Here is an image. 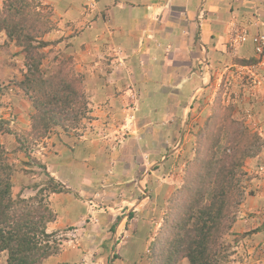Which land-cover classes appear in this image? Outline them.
Here are the masks:
<instances>
[{
	"label": "crops",
	"instance_id": "crops-1",
	"mask_svg": "<svg viewBox=\"0 0 264 264\" xmlns=\"http://www.w3.org/2000/svg\"><path fill=\"white\" fill-rule=\"evenodd\" d=\"M40 1L50 6L57 25L45 39L64 41V49L76 60V68L81 65L94 117L92 124L96 129L101 127L103 135L89 140L84 135L72 137L55 133L45 138L44 146L36 152L47 172L70 190V193L50 194L48 198L56 218L46 229L49 233L64 232L69 242L67 247L62 243L59 253L49 257L45 264H75V251L69 249V244L74 246L75 240L68 239L69 233H77L75 236L91 233L94 227H99L98 223L92 224L93 216L95 220L100 216L98 221L106 216L94 208L98 202L95 198L85 197L86 191H98L101 185L107 190L106 203L113 205L115 190L123 194V190L132 187L130 178L111 179L118 175L115 159H128L135 152L139 161H135L138 164L135 172L140 167V172L147 173L146 166L153 164V158H164L169 142L179 141V132L180 140L184 141L185 127L199 122L196 106L207 91L210 70L219 55L247 62L256 57L252 38L256 34L264 36V0ZM245 31L249 33L246 43L231 45V41ZM0 36L5 38L1 32ZM5 52L0 48V59ZM2 64V78L9 80L12 71ZM256 74L260 77L257 91L244 97L242 88L239 94L242 104L246 101L247 106L257 109V121L248 127L254 126V132L264 140V60L258 62ZM18 97L15 94L0 96V116L15 128L24 125L23 130H28L31 108L23 107ZM7 98H15V101L6 104ZM12 114L16 116L13 121L10 120ZM7 136L0 137L7 139ZM16 156L23 160L24 154L18 152ZM168 163H158L160 170ZM103 164L110 178L107 184L99 180ZM248 166L245 170L252 178L243 197L240 216L231 231L236 235L252 231L245 238L247 247L251 245L264 254V148ZM18 174L25 175L14 173L12 190L23 197L32 191L23 187L29 185L32 178L24 176L21 182ZM122 202L129 204L131 200L124 198ZM109 242L98 248V253L104 249L105 260L111 248ZM260 262L264 264V259L260 258L256 264ZM4 263L2 253L0 264Z\"/></svg>",
	"mask_w": 264,
	"mask_h": 264
},
{
	"label": "trees",
	"instance_id": "trees-1",
	"mask_svg": "<svg viewBox=\"0 0 264 264\" xmlns=\"http://www.w3.org/2000/svg\"><path fill=\"white\" fill-rule=\"evenodd\" d=\"M42 5L34 0H2L0 6V32L24 53L25 70L19 69L22 78L15 84L28 96L33 112L28 115V130L16 136L15 150L27 158L33 139L47 138L53 128L69 133L89 113L84 77L73 72L71 57L48 74L41 70L45 57L41 50L49 45L43 37L50 31ZM9 66L14 68L13 64ZM231 113V107H223L218 101L212 103L195 139L196 153L192 161L185 163L181 185L167 203L156 233L159 241L150 245L149 264H177L184 258L188 264L227 263L229 244L223 242V237L236 222L244 195L240 187L243 166L264 147L262 137L232 121ZM0 132L11 134L1 127ZM222 138L227 147L221 146ZM6 151L0 146V256L4 254V264H45L59 253L62 241L59 232L49 233L46 229L56 218L48 198L70 190L39 163L46 182L29 187L34 194L28 198L14 196V168Z\"/></svg>",
	"mask_w": 264,
	"mask_h": 264
},
{
	"label": "rangeland",
	"instance_id": "rangeland-1",
	"mask_svg": "<svg viewBox=\"0 0 264 264\" xmlns=\"http://www.w3.org/2000/svg\"><path fill=\"white\" fill-rule=\"evenodd\" d=\"M34 1H40V0H34ZM1 5H2V0L0 6ZM42 8L43 10L45 9L42 13L46 15V20L49 22V26H50V31L45 33L43 37V40L48 42L49 45L41 50L42 53H44L45 55V57L41 61V70L44 74H48L51 71V68L55 67L56 65H58V63H61L66 58L69 57L72 58V56L67 55L68 52H66V50L64 49V41L62 42L61 39L56 38V40L53 41L49 40V38L45 39V37L49 33H52V31L56 29L57 25L53 21L52 10L48 11V8H50V6L48 4H43ZM52 38L55 39V35ZM61 38H63V36H61ZM0 43H2L0 48L5 49L6 51L4 56H1L0 66L2 64L1 60H3L2 66L5 67L6 70L12 71L11 74L12 78L11 76H9V80H7L4 77L2 78V76H4L3 75L4 73L3 70L1 69V72L3 74L0 72V96H7L10 94H15L19 96L18 99L21 101V105H23V107L24 105L27 106L29 105V109L31 108L30 113H32L33 108L31 107L28 96H26L25 93L22 90H20L15 84V81H18L22 78L19 69H21L22 71V69L24 68V53L20 47L14 44V41L9 40L8 38L1 39ZM58 43H60V45H58ZM94 56H95V60L98 59L95 53ZM54 58H56L57 60L54 61L53 60ZM234 59L235 58H233V56L228 57L227 55L226 57L225 54H222L219 55L218 60L214 62V65L212 66L213 68L210 70L211 76L209 83L205 88L207 91L205 92V94H202L203 99L201 103H199L196 106L197 112L199 114L197 116V120L199 119V122L194 121L191 124V126L185 127L184 141H181L182 140L181 134L179 132L180 135L179 141L169 142V147L167 149L168 151L166 150L165 154L163 153L165 158H160V159L153 158L152 160L153 164L151 166L150 164L146 166L147 173L140 172L142 169L140 167L137 170V172H135V170L138 168L137 163H139L135 152H133L132 153L133 155H130V158L128 159L127 158L115 159L117 165L114 167L115 170L118 171V175L113 176L111 179L114 181H119L122 178H130L132 187L129 190H123L124 191L123 194H121L120 190H115L113 192L114 193L113 197H115L113 201L114 202L113 205L110 206L108 203H106L108 201V196H106L107 190L103 189L101 185L98 186L97 188L98 191L95 190L86 191L87 195L85 197L95 198L98 202L95 203L94 208L100 210L101 212L99 213L101 215L104 216L106 215V216L104 217V219H101L100 221H98L100 219V216H96V220L93 216L92 224L98 223L99 227L93 226L94 230H92L91 233L88 232L86 235H82V236H75L77 235V233H69L68 239H71L73 241L75 240L74 246L72 243L69 244L70 245L69 249L75 251V255H74L75 264L104 263V249H101L100 253H98L99 252L98 248L101 245H103V242H105L104 240L107 239L108 240L112 239L111 240L112 243H115V238H114L115 234L116 237H118L119 241L125 240L124 242H122V244L116 246L115 251L120 256V260H117L116 264H148V256L150 257L152 253V249H150V245L151 243L153 244L155 241L158 240L156 237V233L158 228L162 224L163 215L167 211L166 201L169 202L170 197L174 196L175 192L179 189V186L181 185V175L183 173V172L181 173V170L183 169L182 167L186 162L192 161L196 153L197 146L195 139L197 133L204 126L203 120L207 113L209 115L210 107L212 103L218 101L219 104H221V106L223 107H231L232 108V113L230 116L231 120L236 121V123L238 124L241 123L250 133H256L254 132L255 127L252 126V128H249L248 125H252L253 123H256L257 109L251 106H247L245 103L246 101L242 104L239 91L242 90V88L245 89L244 97H247L249 95V92L252 93L253 91H257V88L254 87V85L253 87L251 86L252 84L250 82V78L246 76L247 74L244 73V70H242L241 68L242 65L243 66L245 65L242 63L247 61H240ZM97 61L98 60H96V62ZM252 62H256V61L252 60ZM12 64L14 65L13 68L14 71L12 70V66H9ZM70 65H72L74 73L83 76L81 65H79L76 68L77 64L75 59L70 62ZM84 82L85 80H83V84ZM84 88H85V84H84ZM5 92H7L6 95ZM9 99L7 98L4 100L6 104L15 101V98H13L12 100ZM250 108L252 109L251 111ZM91 112L92 111L89 107V113L86 114L85 118L81 117L76 128L74 130H71L69 133H64L60 128H53V130L51 131L48 137H50L52 134L61 132L66 136H68L69 134L72 137H78L80 135H84L89 140H97V137L102 135V131H101V127L96 129L97 126L92 124L94 117H92ZM14 117L16 116L12 114V118H10V120L12 121L15 120ZM249 119L250 121L248 122ZM0 127L2 129L3 128L9 129V131H11V134L6 132L0 133V136L3 134L8 135L7 139L0 137V146H4L6 148L8 158L11 161L12 166L14 168V173L17 171L22 172L25 174L24 176H28L32 178V180L29 181L30 184L23 187L24 188L27 187L28 190H32L29 187H32L34 184L45 183L46 177L43 175V171L39 165V163L41 162L38 160V156L36 153L37 150H39L40 148H42V146H44L45 138L39 139L37 141L33 139V141L31 142L28 148L30 157L27 158L24 155L23 160H20L16 156L18 152H16L15 149L16 147H18V144L15 141V139L16 136H21L24 132L27 131V130H23L25 129L23 128L24 125H20L15 128L14 125H11L9 121H7L6 119L2 118V116H0ZM221 146L227 147L225 138L221 139ZM256 157H253V159H255ZM250 160L252 159H248L244 163L243 166L244 174L240 178L241 179L240 187L243 189L244 194L245 191L248 189L250 179L252 178V175L248 174L245 170ZM163 161L165 162L168 161L169 163L167 167H163V170L161 171L160 167L158 166V163L160 164ZM24 163H27L26 167L24 166ZM104 169L105 166L103 164L102 170H100L98 175L102 177V179H99L101 183L107 184L110 178L106 176L108 172H105ZM248 169H250V166H248ZM19 175L22 182L24 176L23 174H18L17 175L18 178ZM13 176L14 174L12 175V178ZM16 184L18 186L19 182L16 181ZM15 191L17 190L15 189ZM32 191H28V193L26 192L23 198H28L32 196L34 194V191L33 192ZM118 193H120V195ZM13 195L16 196V193L14 194V191H13ZM124 198L131 200V202L129 204H125L124 202H122L121 204V199ZM242 202L243 201H241V203ZM140 203H142L141 206L137 208L136 206H138ZM241 203L238 209V212L240 213L242 208ZM106 206L109 208H107ZM122 209L125 210V213L122 212L124 216L127 215V213L134 211L133 213L134 217L132 221L130 220L132 216L129 217V220L124 219V221L120 224L117 230L114 229L113 231L115 232L114 237L110 238L108 236L107 238H105V236L108 235V231H109L107 229L114 223L113 222L115 220L114 217L120 215ZM240 213H237V219L239 218ZM109 214L111 217L108 216ZM240 220L241 219H239V221ZM101 224H104V226H102ZM104 227L106 228V230H104ZM124 230L129 232V238L125 237L124 234L126 232L124 233ZM96 231H98V233H96ZM251 232L248 231L243 234L236 235L230 230L229 234L223 237V242H225L227 245L229 244L228 247L229 249L227 248L228 258L226 264H256L257 260H259L260 258L264 259V254H262V251L252 248L253 246L251 245L247 247L248 239L245 238H247V236H249ZM92 235L94 236V238L91 237ZM64 238H65L64 241L62 240L61 242L65 243V247H67L66 244L69 241L66 240L67 239L66 236H64ZM178 263L185 264L182 261ZM259 264H261V262Z\"/></svg>",
	"mask_w": 264,
	"mask_h": 264
},
{
	"label": "clouds",
	"instance_id": "clouds-1",
	"mask_svg": "<svg viewBox=\"0 0 264 264\" xmlns=\"http://www.w3.org/2000/svg\"><path fill=\"white\" fill-rule=\"evenodd\" d=\"M0 3H1V0H0ZM1 33H3V32H1ZM249 34V33H248ZM4 35V34H3ZM257 37H261V35H258V34H256V35H254L253 36V43H254V48H253V52L256 54V57H254L253 58V61H256V62H250V64H245L244 66L242 65L241 66V68L243 69V68H247V67H251V66H254L255 67V70L257 69V64H258V62H260V61H262V60H264V54L263 55H258L256 52H255V42H254V39L255 38H257ZM262 37L264 38V36L262 35ZM246 41H247V39H246ZM246 41L244 42V43H242V44H240V46L241 45H243V44H245L246 43ZM0 46H1V44H0ZM258 75V74H257ZM259 79H260V77H259ZM252 87H253V85H251ZM255 87V86H254ZM257 88V87H256ZM88 96V95H87ZM208 117V116H207ZM206 117V118H207ZM206 118H205V120H206ZM205 120H204V122H205ZM263 149V148H262ZM262 151V150H261ZM165 154V153H164ZM165 158V157H164ZM251 159H253V158H251ZM165 161H163V163H164ZM185 165V164H184ZM184 165H183V167H184ZM159 166V165H158ZM182 167V168H183ZM61 184V183H60ZM63 185V184H62ZM64 186V185H63ZM65 187V186H64ZM66 188V187H65ZM66 189H68V188H66ZM145 189V188H144ZM69 190V189H68ZM70 193V192H69ZM75 195V194H74ZM78 195H75V197H77ZM142 199V198H141ZM168 199H169V196H168ZM168 199H166V200H168ZM241 201H243V198L240 200V203H241ZM168 202L166 201V204H167ZM240 203H239V206H240ZM243 203V202H242ZM242 203H241V207H242ZM239 206H238V209H239ZM165 209H166V206H165ZM238 209H237V213H240V212H238ZM125 213V210L124 209H122L121 210V213H120V215H117L116 217H114L115 218V220L113 221L114 223H113V225H111L109 228V231H108V234L110 233L111 234V237H114V233L115 232H113L114 231V229H116L117 230V228L120 226V224L124 221V219H126V220H129V217L130 216H132V218L130 219L131 221H132V219H133V217H134V215H133V213H134V211H131V212H129V213H127V215H123V213ZM127 212V211H126ZM237 213H236V215H237ZM118 218H121V220H120V222L116 225L115 224V222H116V220L118 219ZM238 221V219H237V216H236V222ZM235 222V223H236ZM235 223H234V225H235ZM233 225V226H234ZM233 226H232V228H233ZM232 228H231V230H232ZM126 232V233H125ZM251 232V231H250ZM124 235H125V237L126 238H129V232L128 231H125L124 230ZM60 237L62 238V240H64L65 238H64V234L63 233H60ZM109 237H110V235H109ZM110 237V238H111ZM115 243H112V239L110 240V242H109V240L107 239V240H104L105 242H109L110 243V245H111V248H110V253H109V255H108V257H107V259L105 260V257H104V263L103 264H116L117 263V260H120V256L118 255V253H116V246L118 245H120V244H122V242H124L125 240H122V241H119L118 240V237H116V234H115ZM104 243V242H103ZM61 245H62V242H61ZM104 245V244H103ZM151 245H152V243H151ZM151 247V246H150ZM60 249H61V247H60ZM184 262L185 264H188L187 263V260L184 258V259H181L179 262ZM148 264H149V256H148ZM177 264H179V263H177Z\"/></svg>",
	"mask_w": 264,
	"mask_h": 264
},
{
	"label": "built area",
	"instance_id": "built-area-1",
	"mask_svg": "<svg viewBox=\"0 0 264 264\" xmlns=\"http://www.w3.org/2000/svg\"><path fill=\"white\" fill-rule=\"evenodd\" d=\"M247 35H248L247 31L243 32L240 35H237L235 37L236 40L234 42L231 41V45H232V43L234 45H240V44L244 43L246 41ZM254 42L256 43L255 44V52L258 55H263L264 54V38L262 36L257 37L254 39ZM242 70H244V73L247 74L246 76L248 78H250V82L252 85H254L255 87H258L260 85V79H259V76L256 74V70H255L254 66L243 68Z\"/></svg>",
	"mask_w": 264,
	"mask_h": 264
}]
</instances>
